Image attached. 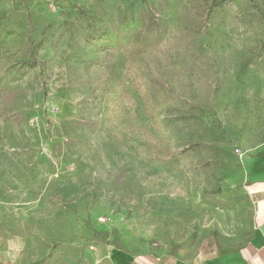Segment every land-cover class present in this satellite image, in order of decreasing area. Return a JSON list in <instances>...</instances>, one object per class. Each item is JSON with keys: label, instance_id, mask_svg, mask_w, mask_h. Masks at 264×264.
<instances>
[{"label": "rangeland", "instance_id": "obj_1", "mask_svg": "<svg viewBox=\"0 0 264 264\" xmlns=\"http://www.w3.org/2000/svg\"><path fill=\"white\" fill-rule=\"evenodd\" d=\"M86 14L165 35L99 51ZM0 39V264L195 261L250 241L264 0H0Z\"/></svg>", "mask_w": 264, "mask_h": 264}, {"label": "crops", "instance_id": "obj_2", "mask_svg": "<svg viewBox=\"0 0 264 264\" xmlns=\"http://www.w3.org/2000/svg\"><path fill=\"white\" fill-rule=\"evenodd\" d=\"M248 190L256 204V226L250 241L243 247L195 261L176 257L165 250L153 249L132 254L115 248L108 255L111 264H264V172L252 175Z\"/></svg>", "mask_w": 264, "mask_h": 264}, {"label": "trees", "instance_id": "obj_3", "mask_svg": "<svg viewBox=\"0 0 264 264\" xmlns=\"http://www.w3.org/2000/svg\"><path fill=\"white\" fill-rule=\"evenodd\" d=\"M97 18L89 14L85 15L82 27L87 29L86 41L96 42V49L120 50L124 47L133 46L139 53H144L155 48L163 39L165 32L153 21H141L135 17H123L119 21L118 28L97 26ZM3 40L0 39V46ZM22 65L32 68L34 62H24Z\"/></svg>", "mask_w": 264, "mask_h": 264}, {"label": "built area", "instance_id": "obj_4", "mask_svg": "<svg viewBox=\"0 0 264 264\" xmlns=\"http://www.w3.org/2000/svg\"><path fill=\"white\" fill-rule=\"evenodd\" d=\"M105 220H106V219L102 217L100 221L105 222Z\"/></svg>", "mask_w": 264, "mask_h": 264}]
</instances>
